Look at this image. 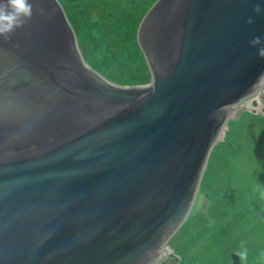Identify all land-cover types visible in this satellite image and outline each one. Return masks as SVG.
Listing matches in <instances>:
<instances>
[{"label":"water","instance_id":"obj_1","mask_svg":"<svg viewBox=\"0 0 264 264\" xmlns=\"http://www.w3.org/2000/svg\"><path fill=\"white\" fill-rule=\"evenodd\" d=\"M29 2L0 37V264H151L264 82V0H158L141 86L89 65L64 0Z\"/></svg>","mask_w":264,"mask_h":264},{"label":"rangeland","instance_id":"obj_2","mask_svg":"<svg viewBox=\"0 0 264 264\" xmlns=\"http://www.w3.org/2000/svg\"><path fill=\"white\" fill-rule=\"evenodd\" d=\"M64 1L91 67L121 86L151 83L138 43L143 18H130L129 1L113 0L120 14L105 11L109 0ZM147 1L145 14L156 2ZM209 160L193 209L151 264H232L242 244L243 264H264V82L237 106Z\"/></svg>","mask_w":264,"mask_h":264},{"label":"clouds","instance_id":"obj_3","mask_svg":"<svg viewBox=\"0 0 264 264\" xmlns=\"http://www.w3.org/2000/svg\"><path fill=\"white\" fill-rule=\"evenodd\" d=\"M254 12L259 15L262 11L261 6L256 4L254 6ZM33 6L29 0H2L0 2V37L9 39L10 34L13 33L17 28L22 27L28 19L31 18ZM255 21L250 17L247 20L249 25ZM252 47L257 48V54L261 59H264V40L260 36H255L249 41ZM242 251L236 252L239 256L242 264L247 259V249L244 248L243 244Z\"/></svg>","mask_w":264,"mask_h":264},{"label":"flooded vegetation","instance_id":"obj_4","mask_svg":"<svg viewBox=\"0 0 264 264\" xmlns=\"http://www.w3.org/2000/svg\"><path fill=\"white\" fill-rule=\"evenodd\" d=\"M58 1H60V0H58ZM72 1H77V0H72ZM126 1H129L130 2V5L134 8V10H137V11H135V13H132V14H130V16L133 18V17H140V16H138V14L140 13L141 14V10H142V5H141V3H142V1H144L145 2V0H126ZM109 3H110V5L109 6H106V8H105V11H112V10H114L115 12H118L117 14H120V13H125V11L124 10H120V9H118L114 4H113V0H109L108 1ZM147 2H151V0H148ZM156 2H157V0H156ZM155 2V3H156ZM154 3V4H155ZM61 4V3H60ZM154 4H152V5H150V6H148V7H144V8H148L147 10V12H146V14L149 12V10L152 8V6L154 5ZM62 5V4H61ZM63 7V6H62ZM63 9H64V11L66 12V10H65V8L63 7ZM128 14H129V12H128ZM146 14L144 13L141 17L144 19V17L146 16ZM130 17V18H131Z\"/></svg>","mask_w":264,"mask_h":264},{"label":"trees","instance_id":"obj_5","mask_svg":"<svg viewBox=\"0 0 264 264\" xmlns=\"http://www.w3.org/2000/svg\"><path fill=\"white\" fill-rule=\"evenodd\" d=\"M142 11H143V9L141 10V14L139 13L138 16L141 17V16L144 14V13H142ZM131 18H132V17H131ZM136 18H137V17H136ZM133 19H134V18H133ZM84 50H85V49H84ZM211 155H212V154H211ZM209 161H210V160H209ZM208 170H209V172H211V170H212V169L210 168V162L208 163ZM202 182H203V180H202Z\"/></svg>","mask_w":264,"mask_h":264},{"label":"bare ground","instance_id":"obj_6","mask_svg":"<svg viewBox=\"0 0 264 264\" xmlns=\"http://www.w3.org/2000/svg\"><path fill=\"white\" fill-rule=\"evenodd\" d=\"M163 248H164V247H163ZM163 248H162V249H163ZM160 254H161V251H160V253L158 254V256H159Z\"/></svg>","mask_w":264,"mask_h":264}]
</instances>
